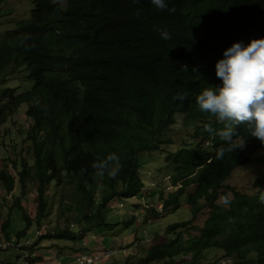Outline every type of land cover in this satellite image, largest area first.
I'll return each mask as SVG.
<instances>
[{"label": "trees", "instance_id": "16d2710c", "mask_svg": "<svg viewBox=\"0 0 264 264\" xmlns=\"http://www.w3.org/2000/svg\"><path fill=\"white\" fill-rule=\"evenodd\" d=\"M29 1L30 16L0 36V85L11 74L33 82L21 94L13 87L0 90V128L27 104L25 114L32 125L26 140L33 156V162L22 155L0 167L8 208L6 219L0 215V234L5 237L13 209L26 223L20 238L33 223L40 227L54 206L62 222L20 249L43 240L75 241L93 227L112 230L104 211L143 189L141 154L175 144L163 133L179 121L192 128V139L208 140L211 146L188 148L182 142L173 151H162L165 164L174 184L180 185L177 194L192 188L188 203L194 206L193 216L204 200L208 217L193 237L154 242L143 256L129 257L124 264H197L211 249L231 257L228 264H264V204L259 202L264 172L255 179L253 191L232 189L231 197L222 191L232 173L252 161L245 147L259 152L255 160L264 166V144L241 125L234 140L243 147L218 156L225 142L205 128L219 131L224 124L202 113L196 103L204 89L222 87L216 64L228 48L264 39V0H166L174 12L159 10L150 0H66L64 7L55 0ZM157 28L166 29L171 39H162ZM177 94L187 99H174ZM110 153L119 157L118 175L95 176L92 163ZM17 186L20 196L10 201L7 196ZM29 193L34 217L22 205ZM222 196L231 201L228 206L218 203ZM168 198L162 210L172 204L175 210L180 207L177 197L172 203ZM149 206L148 219L162 214ZM192 221L170 224L166 230H189ZM178 255L191 259L176 262Z\"/></svg>", "mask_w": 264, "mask_h": 264}, {"label": "rangeland", "instance_id": "374dc122", "mask_svg": "<svg viewBox=\"0 0 264 264\" xmlns=\"http://www.w3.org/2000/svg\"><path fill=\"white\" fill-rule=\"evenodd\" d=\"M55 2L63 7L66 4V0H55ZM32 8L33 5L29 0H2L0 3V12L3 14L0 15V36L11 29L16 22L27 19L30 16ZM3 73H8V71L6 70ZM19 77V74L6 76V82L0 85V90L6 87H13L17 89L15 94H21L30 90L33 86V82L28 79L21 80ZM1 104L0 102V106ZM26 109L27 104H22L17 112L0 128V167L3 164L10 165L14 158L19 161L22 155H25L30 162H33L32 153L29 151L30 142L26 140V132L32 125V119L26 117ZM192 131V128L183 127L181 122L178 121L177 126L169 128L163 133L165 135L163 137L173 138L175 144L161 146L160 152L141 154V158H143L141 164H144V166L140 168L139 174L143 179L144 187L135 197L115 202L112 208H107L104 211L106 220L114 225L112 230L104 227H93L91 230L85 232L84 235L78 236L75 241L62 240L56 242H68L70 245L75 242L78 243L79 247L82 246L91 255L101 257V259L97 260L94 264H124L125 254L123 249H126L129 244L134 245L135 241H137L138 244L141 242L139 245H145L149 248L154 242L163 243L166 239L169 241L179 236L183 239L186 234V238H191L197 234L208 217V208L205 207L204 200H200L199 204L202 205V208L193 216L194 206L188 203V194L192 191L190 187L186 188V191L184 190V195L176 194L178 186H175L172 182L174 186L168 193V200L172 203L173 198L177 197L179 203H181L180 207L176 210L172 208L168 211H164V213L159 214L157 218L151 217L150 221L145 214V212H147V208H145L146 205H150L148 208L163 207V205L158 203V199L162 196V189L157 183L163 187V180L169 177L168 174H170L171 171V167L165 164L163 157L165 155L164 152L173 151L180 147L181 143L185 141L188 148L192 146H194L193 148L202 147L203 143L200 138H191ZM162 151L164 152L162 153ZM24 152L25 154H23ZM244 153L245 155H250L252 161L248 164L239 166L225 182L222 191H224V193L226 192L225 194L229 197L232 196V189L245 192L253 191L255 179L259 174L264 172V166L255 160L259 152L252 154L249 148L245 147ZM85 166L86 165H84V167ZM31 186L33 185L31 184ZM69 190L68 187L67 191ZM16 196H20V189L18 186L12 194H8L10 201L14 200ZM4 197L5 195L0 188L1 219H6L8 213V208L3 202ZM220 198L218 201H220ZM22 205L29 215L32 217L35 216L36 207L35 204L32 203V196L29 198L26 197ZM56 208V206L52 208V214L42 222L41 228L33 223L20 238L17 236L18 232L25 228L26 223L17 209H13L9 214L10 223L5 231V237L0 236V264H26L28 255L25 253V249H20L21 245L28 243L26 242L28 240L34 242L42 231H52L56 227V223L62 222V220L57 217ZM130 219H132V221L128 223ZM187 220H193L191 224L192 227L190 228L191 230L180 229L176 234L167 232L166 229L170 224ZM61 227L65 228L66 226L63 223ZM71 228L74 231H78L79 229L77 225H73ZM148 240L151 241L147 242ZM44 242L49 241L46 240ZM104 243H106L107 247L104 253L109 252L110 256L109 258L102 259V252L105 248L98 247H104ZM31 245H34V243L28 244L26 247ZM110 246L111 249L107 251ZM130 250L127 251V253H129ZM145 251L146 250L142 251V256ZM37 252L38 250L36 251V255ZM36 255L34 254L33 256L35 257ZM190 259L191 257L189 255H178L175 257L176 262H189ZM231 261V257H226L222 251L211 249L204 252L203 258L200 261L198 260L197 264H228Z\"/></svg>", "mask_w": 264, "mask_h": 264}, {"label": "clouds", "instance_id": "9594fccd", "mask_svg": "<svg viewBox=\"0 0 264 264\" xmlns=\"http://www.w3.org/2000/svg\"><path fill=\"white\" fill-rule=\"evenodd\" d=\"M150 2L159 10L175 11L174 8L168 9L166 0H150ZM156 30L159 31L162 39H171L166 29L157 28ZM26 50H28L27 47ZM224 57L216 64V76L222 81V87L206 88L196 96L199 110L202 113L211 114L224 124V128L219 131L210 126L205 128L210 134L218 135L225 142L224 146L218 149L220 157L225 151L243 147L244 144L237 147L234 140L236 130L241 125H246L251 137L264 144V39H254L247 46L235 43L224 52ZM174 99L184 102L187 96L177 94ZM202 143L203 148L211 146L208 140ZM91 167L94 169L95 176L104 178L107 175L115 179L120 171L119 157L115 153H110L104 159H97ZM86 171L87 169L81 170L82 173ZM168 175L169 177L163 180V187L157 183L162 189V196L158 199L160 205H164L168 193L175 185L173 179L171 181V171ZM175 186H178L179 191L180 185ZM218 202L228 206L231 201L227 196H222ZM259 202L264 204V191H261L259 195ZM147 206L149 205L145 208ZM163 208L164 206H158V212L164 213ZM172 208L173 204L168 206L167 210Z\"/></svg>", "mask_w": 264, "mask_h": 264}, {"label": "crops", "instance_id": "0c3cea01", "mask_svg": "<svg viewBox=\"0 0 264 264\" xmlns=\"http://www.w3.org/2000/svg\"><path fill=\"white\" fill-rule=\"evenodd\" d=\"M30 193L27 195V197H30ZM8 197V196H7ZM2 236V235H0ZM37 236V234H36ZM4 237V236H2ZM26 242H30L33 243L31 240L26 241ZM141 242H139L140 244ZM138 242L135 245H130L128 248H126L124 252L125 254V261L123 263H125L128 259H130L129 257H133L135 255L139 256L142 255V251L148 249L145 245H139ZM113 245V244H112ZM135 247V248H134ZM98 248H105L102 252V257L106 254L104 253L106 250V243H104V247H98ZM133 248V249H132ZM45 249V250H44ZM111 249V246H110ZM132 249V250H130ZM25 253L28 255V261L26 260V264H75V258L76 256L83 252V251H87L86 249H84L82 246H78V243H74L72 245H70V243L68 244V242L64 243V242H40L38 246L33 247V248H26L25 249ZM37 255H36V251ZM44 250V251H43ZM129 253H127V251H129ZM35 252V253H34ZM36 255L35 257H32L33 259L29 260V256H33ZM110 256V253H109ZM108 257H103L104 258H109ZM101 259V257L99 258V260ZM25 264V263H24Z\"/></svg>", "mask_w": 264, "mask_h": 264}, {"label": "built area", "instance_id": "2783aa9c", "mask_svg": "<svg viewBox=\"0 0 264 264\" xmlns=\"http://www.w3.org/2000/svg\"><path fill=\"white\" fill-rule=\"evenodd\" d=\"M1 235V234H0ZM31 243H26V245ZM125 251V250H124ZM109 253H106L103 257H108ZM99 256H93L87 251H83L79 253L75 258V264H94L97 260H99Z\"/></svg>", "mask_w": 264, "mask_h": 264}]
</instances>
